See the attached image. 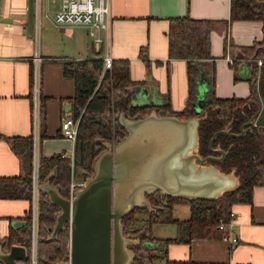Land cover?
Returning <instances> with one entry per match:
<instances>
[{
    "label": "trees",
    "instance_id": "1",
    "mask_svg": "<svg viewBox=\"0 0 264 264\" xmlns=\"http://www.w3.org/2000/svg\"><path fill=\"white\" fill-rule=\"evenodd\" d=\"M257 18L263 20V35L252 43H237L230 38L228 30L224 35V56L230 55L235 78L243 61L250 62L253 54L261 58L258 70L262 73L264 87V0H231L230 17ZM216 19L193 16L190 13L169 16L168 52L170 57L187 59L189 75V97L196 98L197 83L204 75L208 80L207 102L200 111L189 105L175 109L168 97L164 103L156 104L161 114L175 113L181 117L198 114L199 151L202 154L220 152L210 146V139L217 129L228 128L240 131L242 124L249 120L258 107L253 91L246 96H220L216 94V60L211 47V32ZM142 54L149 64L145 46ZM64 73L75 79L72 96L73 114L79 116L78 132L75 139L74 157L60 151L40 156V181L49 180L64 195L70 194L71 181L84 180L94 172V161L107 147V141L121 139L127 127L120 118L121 112L128 117L146 114L151 104H134L130 97L133 79L128 58H114L113 65L104 69L102 56L66 58ZM32 84V83H31ZM32 98V91H31ZM41 139L46 136V108L42 94L40 105ZM13 146L21 160V171L16 175H0V196H30L32 173V133L13 136ZM20 138L21 141L17 142ZM214 147H223L226 153L215 159L221 169H234L239 184L224 190L214 197H186L164 193L160 189L147 192L151 206L137 205L123 216V230L128 236L138 238L132 243L134 258L130 264H151L160 258L161 264H199L192 258H172L168 255V244L173 241H190L193 237L220 236L224 230L219 226L221 218L227 219L235 202L251 201L255 184H264V124L248 126L240 135L219 132L213 139ZM187 200L190 214L179 218L174 215V202ZM59 206L45 191L41 193L38 264H52L57 259L69 257V225L60 229L54 238L49 236L50 227L55 223ZM19 235L12 233L0 236V243L8 247L13 241L24 243L30 250L31 229L29 213ZM176 222L175 234L161 236L154 233V222ZM29 260V259H28ZM0 264H4L0 260ZM213 264V263H209ZM227 264V263H220Z\"/></svg>",
    "mask_w": 264,
    "mask_h": 264
},
{
    "label": "crops",
    "instance_id": "2",
    "mask_svg": "<svg viewBox=\"0 0 264 264\" xmlns=\"http://www.w3.org/2000/svg\"><path fill=\"white\" fill-rule=\"evenodd\" d=\"M61 2L41 0L42 94L47 131L41 139L43 155L60 151L71 155L75 149V140L64 135L61 128L62 119L74 113L75 79L64 73L66 58L104 57L108 51L113 58H128L133 79L130 97L134 104H160L169 97L175 109L186 105L194 109L199 99H207V77L203 75L199 79L196 98L190 101L187 59L169 58L170 15L190 13L216 19L211 32L212 52L217 56L216 94L246 96L253 90L250 79L235 78L228 55H222L224 35L228 30L235 42L252 43L263 35V20L235 18L227 24L231 0H110V27L103 31L100 44L84 24L54 22L51 14L60 8ZM27 6L28 0H1L0 3V175L19 174L21 160L12 137L28 135L33 128L30 66L35 41L28 29ZM142 46L149 64L143 57ZM20 141L18 138L17 142ZM28 208L29 197L0 196V236L19 235ZM233 209L239 211L232 229L238 236L234 245L224 231L220 236H196L188 242H170L168 255L192 258L199 264H264V184H255L252 200L235 202ZM188 210L190 214V207ZM167 228L163 227L166 231L160 230L163 234L158 235L176 233V227Z\"/></svg>",
    "mask_w": 264,
    "mask_h": 264
},
{
    "label": "water",
    "instance_id": "3",
    "mask_svg": "<svg viewBox=\"0 0 264 264\" xmlns=\"http://www.w3.org/2000/svg\"><path fill=\"white\" fill-rule=\"evenodd\" d=\"M34 14L35 0H28L30 33ZM259 65L253 54L250 62L243 61L237 70L239 76L251 80L253 95L258 101L256 111L244 122L249 126L264 124L261 120L264 118V87ZM206 102L207 99H199L194 111H200ZM156 104L152 102L150 111L137 117L121 112L127 133L119 140L107 141V147L94 161V172L72 194L64 195L49 180L41 182V190L60 208L49 236L56 237L66 224L70 230L69 257L52 264H130L134 249L128 244L138 238L124 233L122 218L137 205L151 206L147 192L160 189L174 196L214 197L239 184L234 169L223 170L213 161L223 158L226 149L214 147L212 142L219 132L240 135L245 128L238 132L217 129L210 146L220 154H202L198 133L200 116L161 114ZM190 148L193 151H189ZM28 259L26 244L13 241L6 248L0 243V260L4 264H28Z\"/></svg>",
    "mask_w": 264,
    "mask_h": 264
},
{
    "label": "built area",
    "instance_id": "4",
    "mask_svg": "<svg viewBox=\"0 0 264 264\" xmlns=\"http://www.w3.org/2000/svg\"><path fill=\"white\" fill-rule=\"evenodd\" d=\"M110 0H62L61 6L51 17L57 25L84 24L88 27L89 33L98 44L104 39L103 31L110 27ZM1 3V0H0ZM41 0H35L34 27L32 35L35 46L31 57L30 78L32 91V173L29 196V220L31 229V241L29 250V264H38V239L39 221L41 205V181H40V156H41V125H40V105L42 99V62L43 55L40 50V28L42 17ZM231 60L232 57L228 55ZM113 55L108 51L103 57L104 69L113 65ZM261 63L262 59L258 58ZM79 116L70 114L61 121V128L64 135L76 139L78 132ZM74 157V152L71 154ZM84 180L71 181L70 193L72 194L77 186L82 185ZM239 211L231 209L227 219L221 218L219 226L224 229L230 237L232 245L238 241V236L232 233ZM229 264H237L230 262Z\"/></svg>",
    "mask_w": 264,
    "mask_h": 264
},
{
    "label": "rangeland",
    "instance_id": "5",
    "mask_svg": "<svg viewBox=\"0 0 264 264\" xmlns=\"http://www.w3.org/2000/svg\"><path fill=\"white\" fill-rule=\"evenodd\" d=\"M175 202H176L175 203L176 206L174 207V210H173L174 215L179 217V218H183V217L188 216V214H189L188 207H190L189 206L190 205L189 201H187V200H177ZM163 227H168V228L169 227H176L177 228V224H176V222H173V221H170V222H154L153 223L154 233L155 234H163V233H161L162 231H160V230L166 231L165 229H162ZM160 261L161 260L159 258V259H157L155 261L151 260L150 263L151 264H161ZM28 264H29V260H28Z\"/></svg>",
    "mask_w": 264,
    "mask_h": 264
},
{
    "label": "flooded vegetation",
    "instance_id": "6",
    "mask_svg": "<svg viewBox=\"0 0 264 264\" xmlns=\"http://www.w3.org/2000/svg\"><path fill=\"white\" fill-rule=\"evenodd\" d=\"M261 120H264V118H261ZM254 125H263V124H262V123H256V124H254ZM248 126H249V124H247V123H243L241 127H242V129L245 128V130H246ZM242 129H241L240 131H242ZM229 130H230V129H229ZM245 130H244V131H245ZM231 131H232V130H231ZM131 211H132V210H131ZM125 215H126V214H125ZM128 245L132 248V243H129ZM124 255H125V254H124Z\"/></svg>",
    "mask_w": 264,
    "mask_h": 264
}]
</instances>
